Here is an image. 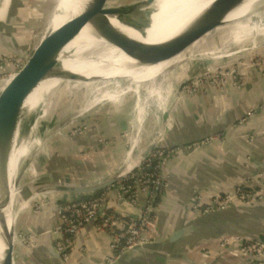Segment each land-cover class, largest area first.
<instances>
[{
    "label": "crops",
    "instance_id": "1",
    "mask_svg": "<svg viewBox=\"0 0 264 264\" xmlns=\"http://www.w3.org/2000/svg\"><path fill=\"white\" fill-rule=\"evenodd\" d=\"M8 6L3 0L0 1V56L5 54V45L10 43L15 46L10 39L9 27L3 22L9 12L5 10ZM14 6H19L16 0L13 1ZM11 10L14 11L12 7ZM260 36L264 39V35ZM245 41L232 42L241 45ZM204 52L199 49L194 53L193 60L187 62L184 74L178 67L162 77V85L167 84L165 102L172 100V113L165 124L163 120L160 122L164 112L158 114L160 108L155 100L149 101L148 112L141 125L136 124L137 98L134 94L127 95L118 105L107 102L113 106L114 112L119 113L109 126L115 127L117 122L121 128L118 132H112L115 134L111 133L116 139L114 147L110 149L113 150L111 164L102 169L93 162L83 164L81 169L87 170L89 175L78 181L74 178L62 181L55 174L51 177L58 183L77 186H92L107 180L128 163L127 146L121 139L125 134L132 143L137 140L136 134H141L143 150L158 138V146L170 152L167 163L160 169L170 185L156 204L157 235L149 244L126 253L117 261L118 264H251L248 256L234 254L236 247L233 239L244 236L264 242V202L260 205L236 203L204 216L186 210L187 205L199 196L208 201L240 185L264 192V66L243 68L247 76L242 91L228 79L226 83L208 84L204 93L173 97V86L207 71L212 65L220 64L214 61L215 58L205 59ZM160 126L163 131H159ZM91 140L89 137L88 140L77 138L74 141L82 148L93 149ZM191 146L193 148L189 149ZM103 156L98 155L97 161ZM67 162L56 170L66 166L77 167L75 162ZM107 191H100V195L107 193L112 204L116 188ZM56 201L61 199L56 198ZM143 202L144 197L141 196L140 204L128 210L118 202L114 208L136 216ZM60 210L59 204L34 215L27 206L23 209L19 207L21 212L17 230L31 237L28 247L16 241L15 259L19 264H65L52 253L56 251L54 244L58 236L51 231L60 221ZM180 230L184 231V236L171 242V237ZM225 241L231 243L221 245ZM111 242L112 236L107 231L99 230L94 222L89 223L73 242L66 264H104L111 254ZM220 245L229 248L224 252Z\"/></svg>",
    "mask_w": 264,
    "mask_h": 264
},
{
    "label": "rangeland",
    "instance_id": "2",
    "mask_svg": "<svg viewBox=\"0 0 264 264\" xmlns=\"http://www.w3.org/2000/svg\"><path fill=\"white\" fill-rule=\"evenodd\" d=\"M13 1L14 0H3L4 4H9L8 7H5V10H8L9 12L7 11L8 13L3 18V22L9 27L10 39L13 40V44L15 45V49L18 50V53L10 51L7 45H3L5 48V54L0 56V92L12 80L13 76L23 67L41 39L50 31L56 30L52 26V23L57 12L58 0H16V4H19V6L16 7H13ZM145 1L146 0H109V6L131 8L132 14L124 15L123 19L126 21V23L135 28H142L146 25L148 16L153 10V7H151V5H143ZM11 7L14 10L13 12L11 10ZM13 16L15 18L12 19ZM252 20L255 21L253 18ZM132 33L133 32H131L130 34ZM234 33L235 32L232 29L231 25L227 24L213 31L201 41L204 44L206 50H216L213 54H206L203 57L209 60L215 58L214 61H219L220 64L212 65L208 68L207 71L199 72V74H197L195 77H189L182 83L173 86L171 88L173 97L175 96L178 98L183 95L192 96L200 92L204 93L207 89L208 84H215L216 82L226 83L228 79L233 81V84L237 86L239 91H242L244 89L245 76L247 75L243 72V68L264 66V39L260 35H254L253 33H251L248 37L249 40L245 41L241 45H237L232 42L235 41ZM150 34L152 35H149V37L152 38L161 37L159 30H155ZM8 45L12 47V44L8 43ZM204 46L198 45V50H196V52H199V49L202 50ZM187 66L188 63L182 64L180 66H175L169 71L167 70V73H172L179 67L182 69V74H184L187 71ZM106 82H111V80H108ZM194 82H196L197 84L195 87L192 86ZM152 83L155 86H159L160 84H162V76L158 77L156 80H153ZM124 85L125 86H122L126 87L127 83L125 82ZM120 88L109 87L107 93L111 94L113 91ZM146 88V83L140 85V94L143 99H145ZM187 88L190 89V92L187 91ZM166 89L167 84L164 83L162 92L165 97L167 96ZM72 94L73 92H70L58 103L56 101H50L47 113H45V104L38 110L33 121L29 124L30 128L25 132L23 136L22 145L26 150V154L21 158L18 164L19 172L23 165L28 162L27 168L23 173L20 182L22 192H29V186H32V183L38 180L45 179L52 182L53 179L51 177L54 174L62 181H68L71 178L76 179L75 181H78V179H84L89 175V172L87 170H82L81 166L83 164H89V162H93L95 166H99L100 169L111 164L110 162H112L113 159V157H111V155L113 154V150L110 149L114 147V143L116 142L114 135H112L115 133L112 132H118L121 128L116 121L115 127L111 128L109 126V123L114 122L112 121L114 120L113 118H116L117 114H119L118 112H114L113 106L109 103L118 105L122 99L117 101H104L101 99L97 102H94L92 101L93 96L90 95L88 97L89 99L85 97L84 90H79L73 95ZM50 97L51 95L47 100H49ZM134 97L137 98L136 95ZM91 102L94 103L89 108V104ZM171 102V99L170 102H165L164 99L161 103H156L160 108L158 114L161 115L162 112H167L170 116V114L172 113ZM147 106H149V104ZM26 111L27 110L25 109L24 113H26ZM147 112L148 107L146 109V113ZM143 119L144 117L141 119V121L139 120V125L142 124ZM161 121L162 119L160 120V122ZM163 130L164 129L162 128V126H160L159 131ZM89 137L93 140H91L92 144L94 145L93 149L87 147L82 148L80 147L81 144L78 145L75 142L77 138L79 140H88ZM121 139L125 141V144L127 146L126 154L129 155L127 161L128 163L121 167L124 169L123 174L124 177H126L130 175V172L135 166H137L138 161H140V157H138L137 154H141V152L143 153L145 150L142 149L144 148V144L142 142L143 138L139 133L136 134L137 140H135L134 143H132L130 139H126V134ZM156 139L157 142L154 147L155 149L159 147L158 138H155V140ZM139 140H141V143L138 144ZM155 140H153L150 145ZM137 145L140 146L141 150L143 151L138 150L139 147L137 148ZM98 155H104L103 157L99 158V162L96 159ZM66 160L68 161L67 163L75 162L77 164V167L69 168L66 166L61 170H56V168L59 165H63ZM117 171L112 173L110 177L113 176ZM163 180L164 184L166 185V189L169 187L170 183L166 180L165 176H163ZM230 193H232V191L228 192V194ZM112 195L113 192L111 193V196ZM68 197H70V195L65 193L41 195L38 198L29 201L27 209L28 211H31L32 214L38 215L44 210L54 207L55 205L60 204L62 208L63 204H61V202H63ZM56 198H60L61 201L55 202ZM214 198L215 197H213L211 200H213ZM211 200L203 202L206 204ZM112 202L113 206L116 207L117 203L115 198L112 200ZM263 202L264 192L263 198H252L244 204L260 205ZM17 204L15 244L16 241H20L24 245H27L26 247H28L31 243L30 235L20 233L17 230L19 215L21 212L19 211V207L22 208V201L17 202ZM192 204L193 202L191 201L187 205L186 210L187 212L192 211L195 213L196 211L194 210V208H192ZM153 218L156 219L157 215H154ZM52 232L54 233V229L51 231V233ZM156 235L157 230L150 234V242L154 241L153 238L156 237ZM23 236L24 239L22 240ZM223 244L227 243H221V245ZM71 247L72 244L68 246L65 253L68 255V258ZM221 248L225 252V250L228 249L229 246H221ZM60 257L61 260L66 264L68 260L65 262L62 258V255H60ZM15 264H19L16 259Z\"/></svg>",
    "mask_w": 264,
    "mask_h": 264
},
{
    "label": "bare ground",
    "instance_id": "3",
    "mask_svg": "<svg viewBox=\"0 0 264 264\" xmlns=\"http://www.w3.org/2000/svg\"><path fill=\"white\" fill-rule=\"evenodd\" d=\"M214 1L156 0L151 5L153 10L148 16L146 25L142 28L139 27V30L118 18L111 19V22L116 28L134 40L131 43H124L126 48H131L134 51L148 50L179 36ZM79 2L80 0H58L57 12L52 23L54 29L59 28L82 12L84 6L80 5ZM225 22V25H231L234 30L236 43L248 40L251 33L264 35V0H246L229 15ZM155 30L160 31L161 37H149V35H152L150 33ZM131 32L133 33L130 34ZM201 41L195 44L184 56L174 61L153 67H139L121 49L99 38L90 26H85L74 40L59 51L58 57V63L62 70L81 76L83 81L55 77L41 83L27 99L25 103L26 113L19 117L12 130L5 137L0 155V164L1 171L8 180L12 193L13 203L9 207V211L12 205L17 207L19 201H22L21 209H23L29 201L38 198L31 196L30 200H24L25 193L21 190V183L16 185V179L19 161L26 154V150L22 146L23 136L30 128L29 124L41 107L46 104L45 113H47L50 101L58 103L70 92L74 94L79 90L85 91L86 98L90 95L93 96L92 101L94 102L101 99L104 101H117L132 93L137 97L136 124L139 125L141 119L146 115L149 101L153 99L159 104L165 99L162 92L163 85L155 86L152 83L153 80L166 76L167 68L172 64L180 66L193 60L198 45L204 46ZM202 50L206 51L205 54H213L216 51H208L205 46ZM108 80H111V82H106ZM125 82L127 86L123 87ZM144 83L147 84L145 99L140 94V85ZM109 87L122 88L108 94ZM50 95L51 97L47 100ZM94 102H91V105L89 104V108ZM9 220V223L12 224L13 219L9 218ZM2 228L0 211V234ZM3 251L4 247L0 242V260Z\"/></svg>",
    "mask_w": 264,
    "mask_h": 264
},
{
    "label": "water",
    "instance_id": "4",
    "mask_svg": "<svg viewBox=\"0 0 264 264\" xmlns=\"http://www.w3.org/2000/svg\"><path fill=\"white\" fill-rule=\"evenodd\" d=\"M155 1L156 0H146L143 5L149 6ZM245 1L246 0H215L173 40L148 50L134 51L131 48H126L124 44L131 43L134 40L116 28L111 22L113 18H118L126 22L123 16L132 14L131 8L109 6V0H80V5L84 6L82 12L56 30L47 33L36 46L23 67L0 92V155L6 135L12 130L16 121L24 113L27 99L41 83L55 77L83 81L81 76L62 70L58 63V57L59 51L74 40L85 26H90L99 38L121 49L129 58L133 59L139 67H153L174 61L184 56L195 44L204 39L207 35L223 27L229 15L238 9ZM137 29L139 30L140 28ZM7 47L10 51L18 53L15 46L10 47L7 45ZM175 66H177V64H172L167 70L169 71ZM168 119L169 114L167 112L163 113V124H165ZM156 142L157 139L141 154L140 161L153 150ZM27 165L28 162L19 170L16 185L20 184ZM123 171L124 169L121 168L107 180L92 186L62 184L55 180H52V182L45 179L38 180L32 183V186H29L30 191L25 193L24 200H30L32 197H39L52 193L75 195L94 194L109 189L119 183L124 178ZM12 203L10 185L1 171L0 164V211L3 225L0 234V242L4 247L0 264H15L17 212L15 205H12L9 211V207ZM9 218L13 219L12 224L9 223ZM183 236L184 231L180 230L171 237L170 241L176 242ZM52 253L57 258L61 259L56 251ZM104 264H118V262Z\"/></svg>",
    "mask_w": 264,
    "mask_h": 264
},
{
    "label": "built area",
    "instance_id": "5",
    "mask_svg": "<svg viewBox=\"0 0 264 264\" xmlns=\"http://www.w3.org/2000/svg\"><path fill=\"white\" fill-rule=\"evenodd\" d=\"M196 85V82L192 84L193 87ZM189 90L187 88L188 92ZM192 148L193 146L189 147ZM169 156V151L160 147L153 148L138 162L130 175L111 187L116 188L113 199L126 210L140 204L139 198L144 197L142 209L136 216L115 209L113 203L109 202L107 193L99 196H70L61 202L60 221L54 228V233L58 236L55 250L62 255L63 260H68V255L65 254L68 246L73 244L83 227L92 222L99 230H105L112 236L111 254L105 263L117 262L129 251L149 244L150 234L156 230L153 217L157 200L166 187L160 169L167 163ZM252 198H263V192L238 186L232 193L219 195L206 204L204 198L199 196L192 201V208L197 214L204 216L236 203L244 204ZM233 245L236 247L234 254L248 256L251 264H264V242L252 237L237 236L233 239Z\"/></svg>",
    "mask_w": 264,
    "mask_h": 264
},
{
    "label": "trees",
    "instance_id": "6",
    "mask_svg": "<svg viewBox=\"0 0 264 264\" xmlns=\"http://www.w3.org/2000/svg\"><path fill=\"white\" fill-rule=\"evenodd\" d=\"M95 196H99L100 195V192L99 193H96V194H94ZM159 200V199H158ZM158 200H157V202H158Z\"/></svg>",
    "mask_w": 264,
    "mask_h": 264
}]
</instances>
